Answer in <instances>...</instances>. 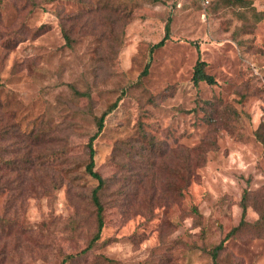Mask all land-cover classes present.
Returning a JSON list of instances; mask_svg holds the SVG:
<instances>
[{
	"label": "rangeland",
	"instance_id": "rangeland-1",
	"mask_svg": "<svg viewBox=\"0 0 264 264\" xmlns=\"http://www.w3.org/2000/svg\"><path fill=\"white\" fill-rule=\"evenodd\" d=\"M33 1L0 0V130L46 131V169H0V217L18 224L0 229V264H213L222 240L219 264H264V0H112L131 21L104 29L88 26L110 14L103 0ZM57 13L75 17L71 46ZM198 57L214 85H193ZM118 99L93 142L104 227L84 252L86 144ZM0 145L15 156L13 138ZM6 180L27 192L8 201Z\"/></svg>",
	"mask_w": 264,
	"mask_h": 264
},
{
	"label": "trees",
	"instance_id": "trees-1",
	"mask_svg": "<svg viewBox=\"0 0 264 264\" xmlns=\"http://www.w3.org/2000/svg\"><path fill=\"white\" fill-rule=\"evenodd\" d=\"M49 1H55V0H49ZM112 0H103V2L101 3V8L103 10H109L110 14L106 15L105 17L101 18L99 17L98 19V24H95L94 22L90 25H88V23H86V25L90 26L91 28L94 29H98V26H100L102 29H104L106 26H111L112 23L116 22V21H122L123 23L127 24L131 21V9H127L125 6H122L121 4L118 5H114L111 2ZM241 1V0H238ZM30 3L35 6V2L33 0H30ZM211 4V3H210ZM209 7V6H208ZM97 11H100L99 9H97ZM83 14L82 13L80 15H78L79 17H82ZM86 17H89V13L86 12ZM56 17L59 21V26L61 28V33L63 36V39L65 41V44L67 46H71L72 44V39H71V28L72 26H70L69 28L65 27V23L67 21H69V19H71L72 21L75 20V17H71V18H67L64 17L61 13H57ZM42 28H39L34 35H37L40 30ZM23 34V29L22 27H18L16 29L15 35L19 36V38L22 37ZM109 35H104L103 33H101V38L106 39L108 38ZM169 39V24L167 23L165 26V34L163 36V38L156 44H154L149 52L150 55L152 54V52L155 49H158L160 47H162L165 42ZM198 49V48H197ZM198 54H199V50H198ZM206 63L204 61H202L199 57L197 59V62L193 68V75H192V83L194 86H198L200 83H205L207 85H214L215 79L207 74L205 72V68H206ZM149 71V62H147L145 64V66L143 67L139 77L143 78L148 74ZM73 92L76 95H79L80 93L73 88ZM84 95V94H82ZM119 99L116 100L115 102H113L112 104H110L101 114L99 117L95 118V132L93 135H91L88 139V142L86 144V148H87V162L84 166V171L92 178L96 181V185L91 189L90 191V202L93 206L94 209V214H95V224H96V231L94 233V235L92 236V238L89 240V242L86 244L85 249L83 250L84 252L86 251H91L93 250V247H95V245H97L98 241L100 240V235H101V231L104 227V206L103 203L101 201V194L105 191V189L107 188V182L104 178H102L97 172L94 171V156H95V150L93 147V142L95 141V139L98 137V135L102 132L103 127H104V120L105 118L113 111L116 109L117 105H118ZM261 129V128H260ZM258 139H260L262 145H263V154H264V140L261 138V136L259 135V130L258 132H256ZM46 131L41 130V129H34L28 133L26 132H21L20 130H11L9 132L7 131H1L0 130V140L3 139L4 141H7L9 138H13L18 146L13 150V153L15 154L14 157L12 158H7L4 157L3 154H6L7 150L5 148V146L0 145V169L11 172V173H15L17 172L18 174H25L29 171H35L38 169H46V154L45 152H42L39 150V148H41L45 143H46ZM53 153V152H50ZM20 155V156H17ZM55 155V154H53ZM67 156H64L63 159H65ZM60 158V160L62 159ZM62 159V160H63ZM66 160H63L61 162V164L63 162H65ZM184 162V161H183ZM182 162V163H183ZM50 165V164H48ZM53 166V165H50ZM188 166V165H187ZM181 168V165L178 166V169ZM170 171H172L173 173H178V171H175V167L174 165L168 168ZM25 182V179L21 180V183ZM13 181H9L6 180L4 182V185H7L9 187V191L10 192H15L16 189V197L13 200H8L10 202L15 201V200H19L24 193L27 192V190L21 191L19 193L18 191V183L16 184V188H11ZM16 183V181L14 182ZM128 194H124V196H127ZM246 195H247V191H244L242 193V198H241V203H240V207L242 209V219L245 216L246 213V204H245V200H246ZM16 219V218H14ZM11 220L13 219H6L5 217H0V229L4 230V233H7L8 230L11 228V224L13 225H18L15 222H12ZM16 221V220H14ZM243 224V220L240 221V225ZM25 232V230H20V233ZM226 239V238H225ZM223 241L222 240L217 246H215L214 248L210 249L208 251V254L211 257V260L213 262V264H219L218 262V256H219V252L223 249ZM5 251V248H3V252ZM2 252V253H3ZM69 258H65L64 262L67 261ZM62 263V264H63Z\"/></svg>",
	"mask_w": 264,
	"mask_h": 264
},
{
	"label": "built area",
	"instance_id": "built-area-1",
	"mask_svg": "<svg viewBox=\"0 0 264 264\" xmlns=\"http://www.w3.org/2000/svg\"><path fill=\"white\" fill-rule=\"evenodd\" d=\"M212 0H199L202 6L208 7Z\"/></svg>",
	"mask_w": 264,
	"mask_h": 264
}]
</instances>
